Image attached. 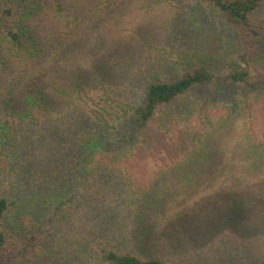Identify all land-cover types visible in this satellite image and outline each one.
<instances>
[{
    "label": "rangeland",
    "instance_id": "374dc122",
    "mask_svg": "<svg viewBox=\"0 0 264 264\" xmlns=\"http://www.w3.org/2000/svg\"><path fill=\"white\" fill-rule=\"evenodd\" d=\"M56 1L51 0L35 20L38 57L22 62L2 53L6 63L0 58V107L3 100H11L10 110L25 107L29 97L44 103L53 115L47 130L42 126L39 134L32 132L21 141L18 155L26 164L25 173L5 188L20 197L18 209L24 211L35 202L36 210L51 215L52 254L37 259L38 264H84L91 246L103 236L122 244L126 225L127 234L143 242L147 256L173 260L194 253L218 258L219 253H234L238 246L264 253V152L258 165L250 167L251 160L241 152L242 141L234 142L232 130L215 140L220 152L235 147L231 161L221 153L214 157L215 165L157 179L143 199L112 176L95 173L85 179L83 155L118 143L129 127L128 119L115 121L109 133L97 126L95 132L83 121L73 126L61 121L72 116L62 100L76 79L91 90L104 83L113 92L136 78L141 90V78L164 71L172 74L176 67L232 66L242 53L233 32L199 0H61V13L56 12ZM4 64L7 71L2 70ZM255 64L264 69L261 61ZM236 91L227 85L213 88L217 100H228ZM239 123L235 121L233 129H240ZM218 162H225V167ZM234 165L247 180L241 189L230 180ZM43 183L48 184L46 189ZM60 197L68 201L63 208L56 205ZM232 206L241 208L239 225L227 220V215L236 214L230 211ZM122 216L128 220H118ZM10 242L19 245L15 236L8 240L9 246Z\"/></svg>",
    "mask_w": 264,
    "mask_h": 264
},
{
    "label": "trees",
    "instance_id": "16d2710c",
    "mask_svg": "<svg viewBox=\"0 0 264 264\" xmlns=\"http://www.w3.org/2000/svg\"><path fill=\"white\" fill-rule=\"evenodd\" d=\"M50 1L0 0L2 62V53L22 62L38 57L41 50L35 20L44 13ZM199 1L209 6L233 32L242 51L239 63L232 66L221 64L216 68L204 63L184 65L181 59L184 67H176L172 74L164 71L149 78L144 75L146 79L141 78L139 82L141 90L136 88V78L113 92H110L113 88L104 83L91 90L76 79L73 89L63 92L62 105L72 116L62 119V125L67 122L73 126L75 122L83 121L93 130L97 126L102 133H109L115 121H129V127L118 143L99 146L83 155L86 180L95 173L112 176L128 192L144 199L157 179L183 176L204 168L206 164L215 165L214 157L221 153L231 161L230 153L235 147L227 146L220 152L215 143L217 138L231 130L236 134L234 142L241 139V152L246 161L251 160L250 167L258 165L264 152V69L258 70L255 62L261 61L264 66V0ZM54 7L57 13H61V0H57ZM3 67L2 70H6ZM217 85L234 86L237 91L228 100H217L213 93ZM10 101L3 100L0 107L3 116L0 120V264H38L37 259H46L52 254L48 247L51 215L36 210L35 202L24 211L18 209L20 197L14 191L6 192L5 188L22 171L25 173L26 164L18 155L21 141L32 132L39 134L47 122L51 126L53 115L48 106L29 97L25 99V107L16 110L9 109ZM235 121L240 122L238 130L233 129ZM218 165L223 168L225 162H218ZM236 171L238 168L234 165L230 180L241 189L247 180ZM62 174L66 180L64 172ZM42 187L46 189L48 184L43 183ZM45 195L43 192L41 202L45 201ZM66 198L70 199L69 196ZM65 202L68 201L60 197L56 205L63 208ZM230 208L236 214L227 215L228 222L239 225L240 207ZM118 220L125 222L128 219L122 216ZM122 229L121 239L116 236L122 244L103 236L91 246L84 264H264L263 251H243L239 246L234 253H219L218 258L196 257L194 253L173 260L147 256L143 252V242L127 234V225ZM13 236L19 245L14 242L8 245ZM250 246L247 243L246 247Z\"/></svg>",
    "mask_w": 264,
    "mask_h": 264
}]
</instances>
